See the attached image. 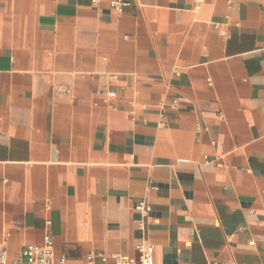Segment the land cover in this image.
Masks as SVG:
<instances>
[{
  "label": "crops",
  "instance_id": "1",
  "mask_svg": "<svg viewBox=\"0 0 264 264\" xmlns=\"http://www.w3.org/2000/svg\"><path fill=\"white\" fill-rule=\"evenodd\" d=\"M111 1L0 0L9 258L264 264V0Z\"/></svg>",
  "mask_w": 264,
  "mask_h": 264
},
{
  "label": "built area",
  "instance_id": "2",
  "mask_svg": "<svg viewBox=\"0 0 264 264\" xmlns=\"http://www.w3.org/2000/svg\"><path fill=\"white\" fill-rule=\"evenodd\" d=\"M110 4L119 10L124 2L112 0ZM136 208L142 216H145L150 210V205L146 199H142ZM138 227L143 228L142 219L138 220ZM137 249L139 252L137 257H129L119 253H113L110 256L104 252L89 253L85 264H154L153 246L151 244L141 242L137 245ZM0 264H67V261L63 255L55 256L53 239L49 233H46L41 245L28 244L13 258H9L7 249L0 242Z\"/></svg>",
  "mask_w": 264,
  "mask_h": 264
}]
</instances>
